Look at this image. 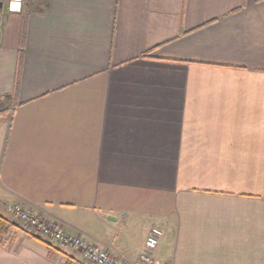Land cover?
Wrapping results in <instances>:
<instances>
[{
  "label": "crops",
  "instance_id": "obj_1",
  "mask_svg": "<svg viewBox=\"0 0 264 264\" xmlns=\"http://www.w3.org/2000/svg\"><path fill=\"white\" fill-rule=\"evenodd\" d=\"M0 36V264H73L11 203L130 262L264 264V0H24Z\"/></svg>",
  "mask_w": 264,
  "mask_h": 264
},
{
  "label": "built area",
  "instance_id": "obj_2",
  "mask_svg": "<svg viewBox=\"0 0 264 264\" xmlns=\"http://www.w3.org/2000/svg\"><path fill=\"white\" fill-rule=\"evenodd\" d=\"M24 0H0V10L9 13L22 11ZM4 12V11H3ZM3 28V16L0 13V36ZM7 211L21 222L23 228L49 243H57L78 255L73 264H154L152 251L157 247L163 235L160 228L152 227L147 235L143 251L134 262L124 257H117L111 251L89 242L80 234L68 233L58 223L43 218L38 212L25 208L20 203H11Z\"/></svg>",
  "mask_w": 264,
  "mask_h": 264
},
{
  "label": "rangeland",
  "instance_id": "obj_3",
  "mask_svg": "<svg viewBox=\"0 0 264 264\" xmlns=\"http://www.w3.org/2000/svg\"><path fill=\"white\" fill-rule=\"evenodd\" d=\"M4 10H0V13L2 14L3 18H4V13H3ZM3 22H4V19H3ZM6 104H8V101H5V99H2L0 100V106H5ZM21 223V222H20ZM22 228H23V225L21 224ZM24 229V228H23ZM25 230V229H24ZM52 244H56V243H52Z\"/></svg>",
  "mask_w": 264,
  "mask_h": 264
},
{
  "label": "trees",
  "instance_id": "obj_4",
  "mask_svg": "<svg viewBox=\"0 0 264 264\" xmlns=\"http://www.w3.org/2000/svg\"><path fill=\"white\" fill-rule=\"evenodd\" d=\"M3 98H8V96H3ZM3 98H0V100H2ZM3 108V106H0V113H3L5 110L4 109H2ZM3 227H4V225L2 224V222L0 221V231L3 229ZM42 240V239H41ZM42 241H44V240H42ZM44 242H46V243H49V242H47V241H44ZM50 244V243H49Z\"/></svg>",
  "mask_w": 264,
  "mask_h": 264
},
{
  "label": "water",
  "instance_id": "obj_5",
  "mask_svg": "<svg viewBox=\"0 0 264 264\" xmlns=\"http://www.w3.org/2000/svg\"><path fill=\"white\" fill-rule=\"evenodd\" d=\"M0 6H1V4H0Z\"/></svg>",
  "mask_w": 264,
  "mask_h": 264
}]
</instances>
